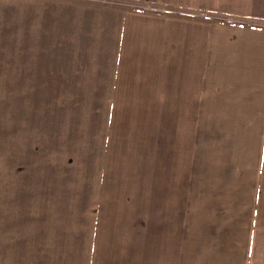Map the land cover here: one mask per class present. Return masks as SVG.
I'll return each instance as SVG.
<instances>
[{
	"label": "crops",
	"instance_id": "1",
	"mask_svg": "<svg viewBox=\"0 0 264 264\" xmlns=\"http://www.w3.org/2000/svg\"><path fill=\"white\" fill-rule=\"evenodd\" d=\"M33 1L28 16L20 20L27 30L18 37L20 46L24 44L30 49L3 57L6 63L0 72L15 73V82L10 88L95 90L111 87L102 85V81L112 80L114 94L110 105L113 112L107 114L105 131V136L108 134L110 139L108 149L102 151L103 158L109 154L106 151L111 149L112 139L119 137V132L124 136V127L119 124L124 115L127 117L123 105H154L160 109L161 122L173 123L166 128L160 125L158 139L159 149L165 153L167 146L172 148L170 154L165 155L170 160L169 178L165 179L167 183H158L157 189H142L141 195L147 199L140 204L134 203L139 199L131 193L129 180H110V184L102 181L93 212V204L87 207L85 204L92 201L85 200L90 196L87 190L84 194L71 193L72 185L78 183L71 184L69 179H63V183L54 184L47 172V177H38L36 161L25 162L16 168L21 172L17 170L14 181L4 179L0 184L3 226H11L8 218L10 222L13 218V237L9 242L7 238L3 239L0 264H86L89 253L85 234L88 230L92 235L90 264H182V255L177 258L174 252H179L180 245L181 248L188 246L187 264H228L229 253L236 251L247 258L254 249L261 256L252 258L253 263H260L264 258L261 235L254 227L241 225L245 213H249L245 212L249 201L256 225L264 213V194L259 191L256 197L247 195L251 183L255 182V174L246 171L251 177L241 178L244 180L241 200L235 199L233 194L227 199L220 197L226 200L223 210L227 217L221 219L223 222L217 228L228 225V229L224 228L219 236L214 260L209 258L211 238L208 235L195 238L191 232L189 242L182 243L179 215L185 184L176 179V175L192 161L193 171L197 169L196 141L187 127L197 125L199 107L205 112L206 123L210 127L213 125L212 142L223 146L222 150L228 145V133L229 136L244 133L243 127L239 126L240 118L247 120L243 114L248 115L249 120L257 121L253 140L244 143L246 151L242 164L249 163L245 168L250 169L259 157L260 162L264 159L262 154H257L258 147L264 150V27L167 17L151 12L119 14L116 6L115 15L108 16L103 11H96L103 5L92 2L79 3L82 4L80 22L75 17L55 12L53 3H61L63 10H71L78 5L75 2ZM141 1L185 5L264 21V0ZM110 11L113 13V9ZM40 42L46 43L47 52L43 55H39L37 49ZM73 42L77 50L73 49ZM87 47L91 49L86 53ZM96 61L104 63V73L91 70V63ZM127 118L123 121L128 122ZM109 122H113V126ZM117 122L118 126H114ZM192 148L193 156H188ZM49 165L51 163H46L45 168L49 169ZM67 174L70 176L71 173ZM194 176L192 173L189 184L193 188L199 185ZM71 195L75 199H71ZM11 200L13 203H9ZM241 211L243 215L239 214ZM164 220L168 222L165 229ZM120 221V225L117 224ZM128 221L140 224L134 227L129 240V226L132 225ZM211 225L206 221L199 228L208 232ZM70 227L82 231L81 243L79 235L71 236ZM117 229L121 235L114 233L119 231ZM162 233L167 234L165 240L160 238ZM133 241L136 243L131 249ZM163 252L166 260L171 261H161Z\"/></svg>",
	"mask_w": 264,
	"mask_h": 264
},
{
	"label": "rangeland",
	"instance_id": "2",
	"mask_svg": "<svg viewBox=\"0 0 264 264\" xmlns=\"http://www.w3.org/2000/svg\"><path fill=\"white\" fill-rule=\"evenodd\" d=\"M53 1V0H51ZM57 2H75L74 9L63 10L61 3H54L55 12L64 13L71 17L81 20L80 2H92L103 5L96 11H103L108 16L115 15L116 10L119 14L124 12L144 14L151 12L153 14L167 17H185L190 19H204L207 21L226 22L230 21L237 25H259L264 27V21L251 19L240 15H229L213 10L195 9L185 5H174L170 3H161L157 1H141V0H56ZM33 0H0V70L5 65L3 57L6 55H15L22 51L30 49L23 44L20 46L18 37L22 32L27 30V27L20 24V20L28 16L29 5ZM114 6L119 7L115 10ZM113 9V13L110 11ZM120 16V15H119ZM121 17V16H120ZM83 35V33H82ZM76 38L80 36H75ZM79 45V43H75ZM46 43L40 42L37 47L39 55L45 54ZM73 49L77 50L72 43ZM36 49V50H37ZM91 48L87 47L86 53ZM11 62V60L9 61ZM94 72L104 73L106 66L104 63H91ZM61 68V67H56ZM10 69V68H9ZM108 81H111L107 83ZM15 82L14 72H0V184L5 179L6 181H14V177L21 172L20 167L25 162L36 161L39 167L38 177H47L54 184L63 183V179H69L71 184L78 183L77 186L72 185L71 193H85L87 190L90 194L85 202L93 204V212L96 211L98 202L99 190L102 181L107 184L110 180L124 179L129 180L128 183L131 193H135L139 202L146 200L142 189L152 190L157 189L158 183H167L165 179L169 178L168 168L170 160L165 158L166 154H170L171 147L167 146L166 153L159 149V132L160 125L163 128L169 127L173 123L166 121L161 122L160 109L157 106H136L124 107V113L127 114L128 122H124L123 118L119 120V124L124 127L123 135L119 132V137L112 139V146L107 158H103V149H108V140L110 136H105L106 118L109 112H113L111 105V96L114 94L112 90L113 81L103 80L102 85L111 86L109 88L95 90H19L10 88ZM111 109V111H110ZM240 118L239 126L243 127L244 133H232L228 136L229 142L222 150L223 146L216 145L214 142L213 125L211 127L205 121V112L199 107L197 125H190L188 130L194 135L196 141V158L197 169L193 171V161L188 166H183L180 174L176 175V179H181L184 185L183 196L181 202V214L179 221L182 223V243H188L192 234L196 238L208 235L211 238V247L209 258L215 259L217 246L219 245V236L222 232L228 229V225L221 226L223 217H227L223 210L226 199L230 194L235 196V199L241 200V191L243 193V178L245 175L250 178L251 175L246 173L249 171L255 174V182L251 183L247 195L257 196V192L261 191L264 194V168H256V166H264V159L253 162L252 168L246 169L242 162L245 159L243 153L246 151L244 143H249L253 140L256 131H253L257 121L249 120L248 115L243 114ZM113 126V122H109ZM118 126V122L114 124ZM198 130V133H197ZM112 131V130H111ZM110 128H108V133ZM229 132V131H228ZM237 136V137H236ZM236 137V138H235ZM107 138V147H106ZM164 139V138H162ZM168 139V138H166ZM177 140V139H176ZM179 141V139H178ZM257 154L264 156V150L257 149ZM104 155V154H103ZM193 156L192 153L188 156ZM257 155V156H259ZM102 156V157H101ZM183 156V155H182ZM256 156V157H257ZM255 157V158H256ZM258 158V157H257ZM189 160V157H187ZM195 162V161H194ZM17 163V164H16ZM46 163H51L49 169L45 168ZM108 166V169L105 166ZM192 166V167H191ZM173 167V164L172 166ZM191 167V168H190ZM18 170V172H17ZM70 172V176L67 174ZM192 173H195V178L199 181V185L195 188L191 187L190 181ZM24 177V172L23 175ZM173 177V176H172ZM99 179L101 181H99ZM241 179V180H239ZM240 181V182H239ZM242 181V182H241ZM90 184V185H88ZM104 186V188H107ZM116 188L115 186H110ZM245 188V187H244ZM185 190L187 192H185ZM147 193L146 191H144ZM74 195V194H73ZM71 195V199H75ZM78 198V197H77ZM155 199V198H154ZM9 203H13L11 200ZM14 203H20L14 201ZM131 203V202H130ZM208 204V205H207ZM207 205V206H206ZM249 201L248 207L245 206L246 218L241 225L256 230L258 235H261V243L264 244V213H261V218L258 225L255 224L252 217ZM13 213V212H12ZM140 214L139 211H134ZM243 215L244 212L239 213ZM1 215V214H0ZM13 215V214H12ZM0 246L3 245V239L13 237V218L8 224L11 226H3V216L0 217ZM72 221V220H71ZM211 222V228L208 232H202L201 227L204 222ZM253 221V222H252ZM122 221L117 224L120 225ZM166 228L168 222L164 220ZM129 233L134 234V227L140 226L128 221ZM229 224H233L229 222ZM235 225V224H234ZM4 229H7L4 232ZM73 232L71 236L79 235L80 243L82 242L83 233L75 228L70 227ZM119 230V229H117ZM192 232V234H191ZM114 233L121 235L120 230ZM87 239V251L89 256L86 258V264H90L92 250V235L85 234ZM167 234L162 233L160 238L165 240ZM91 238V241L89 240ZM136 242H132L131 249ZM200 245V242H198ZM105 245L103 244V250ZM1 250V248H0ZM177 258L181 256L182 264H187L189 257L188 246L180 245V250H174ZM236 252V251H235ZM229 253L227 256L228 264H254L252 258L260 257L261 253L257 250H252L247 254V258L239 253ZM156 262L159 259L151 257ZM162 262L166 260L165 252L161 257ZM258 264H264V258Z\"/></svg>",
	"mask_w": 264,
	"mask_h": 264
}]
</instances>
